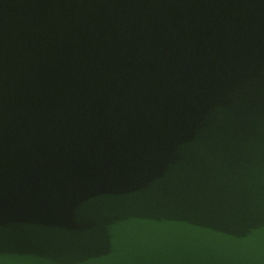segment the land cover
<instances>
[{
  "label": "water",
  "instance_id": "obj_1",
  "mask_svg": "<svg viewBox=\"0 0 264 264\" xmlns=\"http://www.w3.org/2000/svg\"><path fill=\"white\" fill-rule=\"evenodd\" d=\"M0 264H264V0H0Z\"/></svg>",
  "mask_w": 264,
  "mask_h": 264
}]
</instances>
